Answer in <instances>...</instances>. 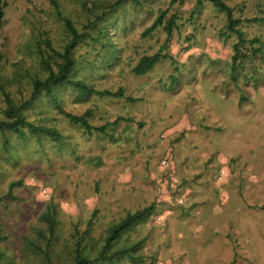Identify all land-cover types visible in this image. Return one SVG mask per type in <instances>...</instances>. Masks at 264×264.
Wrapping results in <instances>:
<instances>
[{
    "label": "rangeland",
    "instance_id": "rangeland-1",
    "mask_svg": "<svg viewBox=\"0 0 264 264\" xmlns=\"http://www.w3.org/2000/svg\"><path fill=\"white\" fill-rule=\"evenodd\" d=\"M2 1L0 122H6L4 94L15 106L28 101L33 81L46 77L44 41L58 52L68 35L48 0ZM116 1L56 0L77 31L93 25L73 52L71 78L88 92L53 87L23 111L25 122L55 131L59 142L26 127L21 136L0 131V264H49L46 255L51 264H73L79 239L95 259L112 226L150 206L108 251L125 254L101 264H223L218 219L228 223L229 236L235 223L247 234L229 240L231 264H264V240L257 237L264 235V0H223L241 20L245 41L238 50L225 15L209 3ZM161 14L175 21L170 37L161 26L147 33ZM159 51L167 57L146 75L133 74L143 56ZM118 90L122 97L98 95ZM63 112H89L87 123L103 129L89 133ZM189 184L203 210L190 223L197 209H189ZM236 185L242 187L234 193ZM45 214L56 223L52 235ZM86 231L91 237L83 240Z\"/></svg>",
    "mask_w": 264,
    "mask_h": 264
},
{
    "label": "trees",
    "instance_id": "trees-1",
    "mask_svg": "<svg viewBox=\"0 0 264 264\" xmlns=\"http://www.w3.org/2000/svg\"><path fill=\"white\" fill-rule=\"evenodd\" d=\"M50 5L54 7L55 11L58 13L59 18L64 23L66 33L68 35V42L64 46V48L61 51L55 50L49 40L44 41V47L46 48L45 52L41 56V67L46 72V77L44 79H36L32 83V96L31 98L24 102L21 106H15L12 102V100L8 97V95L4 94V100L7 105L6 111H5V117L6 122H0V131H4L5 129L12 131L16 133L17 135L23 134V129L26 127L32 135H34L36 138H38L41 135H44L48 138H50L53 141H58L60 138L58 137L57 133L51 129H44L41 127H34L33 125L25 122L23 118V111L26 110L32 103V101L35 99V96L40 92H46L47 94H51L52 88L57 86H62L67 84L68 86H72L76 89H79L84 92H88L86 86L80 82H74L71 80L72 76L75 74L76 71V60L73 57V52L78 46L79 43H81L86 37H88L87 30L91 29L93 26L92 23L85 26L82 31H77L70 20L64 18L61 16L59 6L56 2V0H48ZM125 1H132L137 2V0H117L113 6H118L122 4ZM184 0H171V3H182ZM204 2L211 4L216 9L220 10L226 18L227 25H226V31L229 34L235 35L238 43L236 44L235 48L238 50V47L242 45V43L245 41L244 39V33L241 31V29L238 28L239 24L241 23L240 19H234L232 15V9L227 6L223 0H197V4L201 6ZM5 3L0 0V31L3 24V7ZM161 26L164 30V32L167 34L168 37L172 35L173 30L176 28L175 21L172 18L165 19V14H161L158 16V18L155 20V22L152 24V26L147 30V33H150L153 31L156 27ZM253 42L250 41V45H252ZM162 50V49H161ZM259 50H254V52ZM239 53V52H238ZM167 56L162 54L161 51L158 53L151 55V56H143L138 63L132 68V72L136 76H144L147 73H149L153 67L162 59H165ZM238 62V56H233L232 66ZM98 95H103L107 97H122V93L118 90L116 93L111 92H102L98 93ZM64 113V112H63ZM64 116L68 119H71L75 123H79L82 125L86 131L89 133L94 131H102L103 128H95L90 126L87 123L86 118L90 116L89 112H85V114L81 117L74 116L68 113H64ZM15 187V184H11L10 188L12 189ZM151 206L137 211L134 214H128L126 217L120 221L118 224L112 226L106 238L104 239V244L100 251L98 252V255L95 259H89L86 255L88 254V250H86V247L83 245L82 240L79 239L74 244V257H73V264H101L102 260L104 259H110L109 256L113 255H120L125 254L124 251H118L114 252L111 255H109L108 251L112 245V242L115 241L122 233H124L126 230L131 228L133 225H136L137 223H140L151 211ZM42 220L47 224L48 233L49 235L53 234L54 228H55V221L54 219L49 215L45 214L42 216ZM90 234L88 231L85 232V236H83V240L86 238H90ZM37 250V248H36ZM138 249H133L134 251H137ZM129 251L127 252V254ZM108 255V256H106ZM46 259L49 262V256H45ZM137 256L136 258H138Z\"/></svg>",
    "mask_w": 264,
    "mask_h": 264
},
{
    "label": "crops",
    "instance_id": "crops-1",
    "mask_svg": "<svg viewBox=\"0 0 264 264\" xmlns=\"http://www.w3.org/2000/svg\"><path fill=\"white\" fill-rule=\"evenodd\" d=\"M189 177H190V179H191V181H193L192 179H193V175L191 176V175H189ZM198 180V179H197ZM193 183V182H192ZM191 186H193L192 184H189V190H186L185 192H189V209L191 210V209H197V211H195V210H193L192 211V214L191 215H189V223H190V221L191 220H193V221H199L200 219H201V216H202V207H199L200 205V203L201 202H199L198 200H196L195 199V194H198V193H194L193 194V190L191 189L192 187ZM198 186H200V185H198ZM200 187H202V186H200ZM205 187V186H204ZM234 188H233V192L235 193V192H240V190H239V188H241L242 186H240V185H236V186H233ZM245 187H248V188H251L252 190H254V191H258L259 190V187H250L249 185H247V186H245ZM207 190V191H206ZM203 193H205V192H208L209 193V190L208 189H206V187H205V191H202ZM201 192V193H202ZM191 194H193V196L191 195ZM233 198H234V196H233ZM233 212H235L236 213V205L235 204H233ZM221 211H225L224 209H219V210H217L216 212L217 213H220ZM238 211V210H237ZM232 212V213H233ZM241 212H242V210H239V215H241ZM238 213V212H237ZM240 218H242L241 216H240ZM175 220H178V219H176L175 218ZM243 220V219H242ZM176 222H179V221H176ZM175 222V223H176ZM174 223V224H175ZM180 224H182L181 226L183 227V225H185V224H183V223H181V222H179ZM187 224V223H186ZM228 223H221V220H219L218 219V222L217 221H215L214 222V226H217L216 228H214V231H216V232H214V235L217 237V236H219V238L224 242V246L226 247V250H227V256H226V259H224V263L223 264H231V259H232V257H233V253H232V251H233V249H232V245H231V243L229 242V240L231 239V238H234V237H242V236H245L246 237V232L244 231V235H242L243 234V229H242V227L241 228H239L238 227V223H235V225H234V229H232V232H233V234H231L232 236H229L228 235V233H229V231H230V227L227 225ZM188 225V224H187ZM186 225V226H187ZM192 225V223L189 225V226H191ZM204 225V223H202V222H200V225H198V226H196L197 227V229L199 230V228H200V230H199V232L197 233V235H196V237H199V235H200V233H201V229L203 230V226ZM206 225V224H205ZM262 227V224H260V228ZM184 228V227H183ZM186 229V228H185ZM196 230V229H195ZM175 232H177V231H175L174 229L171 231V234H172V239H174V234H175ZM242 232V233H241ZM183 234V233H182ZM182 234H180V235H182ZM257 237L258 238H260V239H262V240H264V235L262 234V235H257ZM190 264V263H189Z\"/></svg>",
    "mask_w": 264,
    "mask_h": 264
},
{
    "label": "built area",
    "instance_id": "built-area-1",
    "mask_svg": "<svg viewBox=\"0 0 264 264\" xmlns=\"http://www.w3.org/2000/svg\"><path fill=\"white\" fill-rule=\"evenodd\" d=\"M224 174V173H223Z\"/></svg>",
    "mask_w": 264,
    "mask_h": 264
}]
</instances>
